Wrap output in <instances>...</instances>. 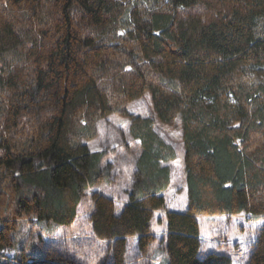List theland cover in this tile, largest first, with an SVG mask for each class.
I'll use <instances>...</instances> for the list:
<instances>
[{
    "label": "trees",
    "instance_id": "trees-1",
    "mask_svg": "<svg viewBox=\"0 0 264 264\" xmlns=\"http://www.w3.org/2000/svg\"><path fill=\"white\" fill-rule=\"evenodd\" d=\"M149 90L163 122L182 119L184 213L165 196L176 149L128 110ZM111 113L131 118L142 146L120 214L91 194L113 264H127L129 237L151 253L158 210L169 264H233L202 252L198 217H264V0H0V251L19 245L24 219L72 226L90 189L112 180L107 151L86 143ZM40 254L21 249L15 264H79ZM248 264H264V225Z\"/></svg>",
    "mask_w": 264,
    "mask_h": 264
},
{
    "label": "rangeland",
    "instance_id": "rangeland-1",
    "mask_svg": "<svg viewBox=\"0 0 264 264\" xmlns=\"http://www.w3.org/2000/svg\"><path fill=\"white\" fill-rule=\"evenodd\" d=\"M128 15L129 12L126 13V16ZM128 110L137 116L153 117L156 121V131L176 149L177 158L167 161L171 169V186L165 196L168 209L184 211L189 202V194L181 116L172 124L163 122L155 111L150 90L141 98L130 102ZM131 124L130 117L111 113L98 122V136L86 141L92 151H107L103 166L111 168L112 180L90 189V194L79 206L76 222L66 227L36 219L22 220L18 231L19 245L15 249L0 251V264L7 262L15 264L21 249L36 257L41 256L40 253L44 251L51 250L61 252L79 264H113L110 242L97 238L93 232L90 216L94 211V201L91 194L99 192L114 199L118 205V214L129 203L128 191L132 187L137 160L142 152L140 141L131 135ZM165 213L163 210L156 212L154 230L159 241L148 256L143 257L139 254L138 236L128 238L127 264H169L166 247L160 243L161 237L167 234ZM160 218L164 220L163 223H160ZM198 219L202 234L200 239L203 242L202 252L223 253L232 258L233 264H248L253 244L264 225V217H253L243 213L233 217L203 215Z\"/></svg>",
    "mask_w": 264,
    "mask_h": 264
},
{
    "label": "crops",
    "instance_id": "crops-1",
    "mask_svg": "<svg viewBox=\"0 0 264 264\" xmlns=\"http://www.w3.org/2000/svg\"><path fill=\"white\" fill-rule=\"evenodd\" d=\"M164 165L165 166H170L169 164H168V162H165L164 163ZM166 193H167V191L165 192V195H166ZM167 208H168V206H167ZM187 209H188V205H187V207L185 208V210L184 211H182V210H177V209H168L169 211H175V212H182V213H184V212H186L187 211ZM138 248V247H137ZM153 260H156V258H153Z\"/></svg>",
    "mask_w": 264,
    "mask_h": 264
}]
</instances>
